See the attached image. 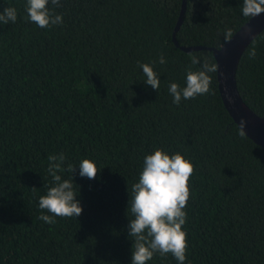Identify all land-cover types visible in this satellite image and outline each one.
Instances as JSON below:
<instances>
[{"label":"trees","instance_id":"trees-1","mask_svg":"<svg viewBox=\"0 0 264 264\" xmlns=\"http://www.w3.org/2000/svg\"><path fill=\"white\" fill-rule=\"evenodd\" d=\"M26 3L0 0V12L17 9L15 23H0V264H131L132 186L156 149L195 167L185 264H264V148L239 134L216 72L212 94L177 105L169 93L171 83L186 87L189 69L216 64L208 48L250 18L243 0H186L178 46L182 0H60L63 24L50 29L27 20ZM145 63L159 90L145 83ZM236 82L264 118V30L245 48ZM61 153L57 174L72 180L83 211L47 224L39 198L55 186L48 157ZM84 159L101 169L96 179L79 175ZM147 264L178 261L156 253Z\"/></svg>","mask_w":264,"mask_h":264},{"label":"clouds","instance_id":"clouds-1","mask_svg":"<svg viewBox=\"0 0 264 264\" xmlns=\"http://www.w3.org/2000/svg\"><path fill=\"white\" fill-rule=\"evenodd\" d=\"M51 3L52 8H49ZM62 7L60 0H27L25 10L27 20L41 29H50L63 24L62 14H56L54 9ZM264 13V0H243L242 14L245 17H256ZM17 21V9L8 6L0 12V23L8 24ZM233 37L231 29L224 33L225 42ZM255 58V48L248 53ZM160 64L166 63L163 56ZM193 65L200 60L193 56ZM146 77L145 83L154 90H159L160 79L153 67L149 64H140ZM217 64L205 62L202 70H188L186 87L181 88L177 83L169 85V93L173 103L179 105L181 100L195 99L197 96L212 94V78L208 73H215ZM246 121L241 118L240 135H245ZM48 173L52 176L55 186L50 187L46 195L39 198V208L51 215H40L39 219L47 224H55L56 217L71 218L82 214V206L77 200L72 180H63L57 173L62 171L61 165L66 156L50 155L48 157ZM69 172L74 173L76 166L68 165ZM101 169L89 160L84 159L79 164V175L87 179H96ZM195 172L194 165L180 153L169 155L162 149H156L152 154L146 155L138 182L132 186V199L130 212L129 236L133 237L131 264H147L156 253L161 257L171 254L178 264H185L188 251L187 233L182 226L187 220L184 210L190 199V178ZM73 178V177H72ZM129 206V202H128Z\"/></svg>","mask_w":264,"mask_h":264},{"label":"water","instance_id":"water-1","mask_svg":"<svg viewBox=\"0 0 264 264\" xmlns=\"http://www.w3.org/2000/svg\"><path fill=\"white\" fill-rule=\"evenodd\" d=\"M186 0H182L180 14L173 33V41L176 42L175 34L179 29L185 14ZM264 30V13L249 18L240 28L233 33L230 42L223 43L219 48H208L212 51L218 70L216 72L218 89L225 108L240 128V121L243 118L247 123L244 131L254 143L264 148V118L253 111L241 97L237 82L236 70L238 62L248 44ZM179 47L191 52L197 50L198 46Z\"/></svg>","mask_w":264,"mask_h":264}]
</instances>
